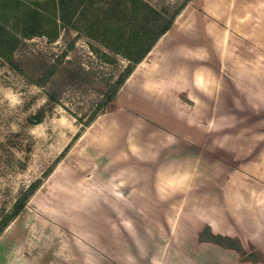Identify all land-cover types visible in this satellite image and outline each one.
I'll return each instance as SVG.
<instances>
[{"label":"rangeland","instance_id":"1","mask_svg":"<svg viewBox=\"0 0 264 264\" xmlns=\"http://www.w3.org/2000/svg\"><path fill=\"white\" fill-rule=\"evenodd\" d=\"M70 1L65 30L61 0H0V264H264V0ZM170 17L87 127L100 88L54 105L6 61L95 62Z\"/></svg>","mask_w":264,"mask_h":264},{"label":"trees","instance_id":"2","mask_svg":"<svg viewBox=\"0 0 264 264\" xmlns=\"http://www.w3.org/2000/svg\"><path fill=\"white\" fill-rule=\"evenodd\" d=\"M82 1L83 0H79V2ZM60 3V21L62 22L63 29L69 30L73 25L72 23L76 22V17L74 16L76 8L70 0H61ZM143 6L147 7L144 3ZM30 10L29 13L31 15H37L45 19L43 17V12L38 10V8H32ZM26 16L28 15L26 14ZM143 17L145 18V16ZM141 19L143 18L141 17ZM171 19L172 17L165 21L162 18H157L154 23L158 26V30L155 29V32L149 33V30L146 29L144 34L142 32L140 33L136 28L131 29V35H128V38H126L127 34L122 28H118L119 30L114 29V40L111 41L109 46H104L98 53L97 50L93 48L99 58V60H94L95 62L91 60H81L76 57L75 60H11L12 56L6 58L8 59L6 61L14 70L19 72L33 84L46 88V98L48 102L54 105L61 104L64 95H67V91L71 90L75 93V96L80 97L86 95L90 87L95 86L96 88H100L98 95L90 99L91 102L86 112L78 113L75 111V113H73L75 119L78 120L83 127H87L91 125L97 117L109 111L110 108L114 106L122 86L129 79L137 65L140 64L150 47L162 35L169 31L172 22ZM104 20L106 19L94 15L88 20L89 28L87 30H90L92 25L95 24V31H99L102 26L104 27ZM43 31L41 30L35 35H44ZM136 33L143 35H136ZM141 41H148L149 43L145 46H139L138 44ZM0 56L5 57L1 50ZM118 58H123L125 60H118ZM107 65L113 68L105 74L100 71V69L101 66L104 67ZM43 117V112H37L34 116V122H41ZM5 227L6 224L2 225L0 231L4 230ZM199 235L201 242L207 241L224 248L230 247L228 246L229 244L224 242V239L230 240L228 237H216L210 233L206 236L204 230H202ZM230 248L234 247L231 246Z\"/></svg>","mask_w":264,"mask_h":264}]
</instances>
